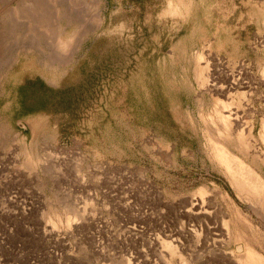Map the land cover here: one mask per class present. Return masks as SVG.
<instances>
[{"label": "rangeland", "instance_id": "obj_1", "mask_svg": "<svg viewBox=\"0 0 264 264\" xmlns=\"http://www.w3.org/2000/svg\"><path fill=\"white\" fill-rule=\"evenodd\" d=\"M7 68L0 264H264V0H0Z\"/></svg>", "mask_w": 264, "mask_h": 264}, {"label": "crops", "instance_id": "obj_2", "mask_svg": "<svg viewBox=\"0 0 264 264\" xmlns=\"http://www.w3.org/2000/svg\"><path fill=\"white\" fill-rule=\"evenodd\" d=\"M9 69L10 68H7L4 71V73L1 75V79H2L1 85L5 86L6 84H8V86L11 87L13 94L11 98L10 93H9L10 90L8 89V97L5 99V101H3V103H0V133L1 134L3 133V136H5L4 133H6L9 136V134L12 132L13 138H14L16 135V125H17L18 119L21 118L22 116H25V117L30 116L31 111L30 110L24 111L22 112V115L18 117V111H17L16 104H15L16 74L13 73L12 76H10L11 72ZM3 138L4 137H2V139ZM1 148L2 147H1V142H0V150Z\"/></svg>", "mask_w": 264, "mask_h": 264}, {"label": "bare ground", "instance_id": "obj_3", "mask_svg": "<svg viewBox=\"0 0 264 264\" xmlns=\"http://www.w3.org/2000/svg\"><path fill=\"white\" fill-rule=\"evenodd\" d=\"M226 72H228V71H226ZM214 75H215V74H213L212 76L215 77ZM217 75H218V74H217ZM233 75H234V74H233ZM225 76H226V75H225ZM227 76H228V75H227ZM227 76H226V77H227ZM229 76H231V75H229ZM229 76H228V77H229ZM212 79H213V78H212ZM213 81H215V78H214ZM213 81H212V82H213ZM229 81H230V82H229L230 84L227 85V86H222L221 84H218V83H219V80H218V83H215V82H216V81H215V82H213V84H211V85L213 86V89H215V90H217V91H220V92H225L224 89H226V88H231V87H232V84L235 85V84L237 83L236 81H235L236 83L234 82V77H233V76L231 77V80H229ZM212 82H211V83H212ZM225 82H226V81H225ZM223 83H224V82H223ZM234 83H235V84H234ZM241 83H242V81H241ZM225 84H226V83H225ZM242 85H243V84H242ZM244 85H245V84H244ZM239 87H240V86H238V88H239ZM246 87H247V85H246ZM231 89H232V88H231ZM227 90H228V89H227ZM218 94H219V93H218ZM222 94H225V93H222ZM223 96H225V95H223ZM226 97H227V96H226ZM226 100H227V99H226ZM222 105H223V104H222ZM223 107H224V108H225V107L227 108L228 105H227V104H224ZM218 109H219V108H218ZM218 109H217V110H218ZM230 109H231V108H230ZM215 110H216V109H215ZM217 110H216V111H217ZM219 110H220V109H219ZM221 110H222V109H221ZM224 110L226 111V109H223L222 111H224ZM231 111H232V110H231ZM225 113H227V114H225ZM233 113H234V114H233ZM236 113H237V112H236ZM236 113H235V111H234V112H230V111H229V112H217V115H218V118L221 119L222 122H223V120L225 121V120L229 119L230 117H232V115H234L233 118H235V119L237 120V118H236V116H235ZM238 113H239V112H238ZM238 113H237V115H238ZM208 116H209V115H208ZM216 117H217V116H216ZM239 117H240V116H239ZM240 118H241V117H240ZM229 120H230V119H229ZM233 120H234V119H233ZM263 120H264V119H263ZM219 121H220V120H219ZM237 121H238V120H237ZM225 122H226V121H225ZM234 122H235V121H234ZM223 124H225V123H223ZM261 124H262V123H261ZM263 125H264V123H263ZM263 125H261V127H262ZM263 127H264V126H263ZM261 129H262V128H261ZM263 129H264V128H263ZM263 129H262V130H263ZM261 132H262V131H261ZM263 132H264V131H263ZM263 132H262V134H263ZM239 136H240V135H239ZM262 136H263V135H262ZM238 138H239V137H238ZM263 140H264V139H263ZM213 145H214V144H213ZM216 146H217V145H216ZM219 146L222 147V145H219ZM214 147H215V146H214ZM217 147H218V146H217ZM218 148H220V147H218ZM218 148H217V149H218ZM223 148H224V147H223ZM223 148L220 149V150H222V151L225 150V149H223ZM215 149H216V148H215ZM226 151H227V150H225V152H226ZM221 153H222V152H221ZM221 153L217 154V156L219 157V155H220ZM215 154H216V153H215ZM224 154L226 155V153H224V151H223V153H222L221 156H223ZM225 155H224V157L226 158L227 155H226V156H225ZM221 156L219 157V159H222ZM225 158H224V161L222 160V162H224V164H226V163H225ZM226 160H227V158H226ZM227 162H228V161H227ZM228 163H229V162H228ZM227 166H228V165H227ZM242 167H243V166H242ZM199 191H200V190H199ZM201 199H202V198H201ZM202 200L204 201V199H202ZM203 201H201V206H202V202H203ZM195 202H196V201H195ZM198 204H199V203H198ZM199 205H200V204H199ZM199 205H198V206H199ZM198 206H197V207H198ZM201 206H199V207H201ZM199 207H198V208H199ZM195 208H196V206H195ZM201 208H202V207H201ZM193 209H194V208H193ZM190 210H191V209H190ZM198 211H199V210H198ZM198 211H196V212H198ZM66 221H67V223H69V222L71 221V218L68 216ZM157 238H158V237H157ZM162 243H163V241H162ZM162 243H161V244H162ZM244 253H245V251H244ZM236 258H237V257H236ZM261 258H262V257H261ZM261 258H260V256L258 257V255H256V253H255L254 251H252V250L249 249V250H247V252H246V256H245V260H244V261H247L248 264H260V262H261ZM240 259H241V258H240ZM240 259H239V262H240ZM242 259H243V258H242ZM237 263H238V261H237ZM242 263H244V262L242 261L241 264H242ZM246 264H247V263H246ZM261 264H262V263H261Z\"/></svg>", "mask_w": 264, "mask_h": 264}]
</instances>
